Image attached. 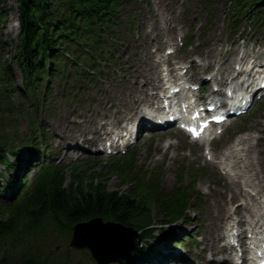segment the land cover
Wrapping results in <instances>:
<instances>
[{"label":"trees","instance_id":"16d2710c","mask_svg":"<svg viewBox=\"0 0 264 264\" xmlns=\"http://www.w3.org/2000/svg\"><path fill=\"white\" fill-rule=\"evenodd\" d=\"M119 1L16 0L20 34L10 64L19 68L26 93L37 105L48 92L47 78L70 81L69 67L76 69L82 63L93 74L98 62L106 61L108 29L121 15ZM233 3L234 17L249 16L264 28V0ZM11 9L6 0H0V111L12 97L22 96L14 85L10 64L2 61L8 44L4 28ZM7 125L9 130L0 132L2 163L7 161V153L14 152L11 143L17 140L15 128ZM135 155L131 151L109 167L129 184V191L109 190L105 175L98 174L97 183H86L81 174H75L76 168L66 184V168L42 166L33 181L12 192L11 201L0 203V264H74L62 247L75 223L96 216L133 226L143 235H149L146 227L156 214L168 222L185 217L192 187L164 191L159 174L145 182L132 171Z\"/></svg>","mask_w":264,"mask_h":264},{"label":"rangeland","instance_id":"374dc122","mask_svg":"<svg viewBox=\"0 0 264 264\" xmlns=\"http://www.w3.org/2000/svg\"><path fill=\"white\" fill-rule=\"evenodd\" d=\"M6 2L12 8V14L10 15L8 25L5 27V34L9 42L8 50L14 53L18 42L19 28L17 32L8 31V28L17 21L16 3L15 0H6ZM205 2L206 0H178L174 5L170 0H122V18L112 26V30L119 39L115 44L113 43L114 46L110 50L116 49L119 53L116 57L119 60H114L109 65L101 64L100 72L103 73V76L99 80L92 79L93 81H90L89 78H84L79 79L77 82L76 79V83L70 82L68 86L67 83L60 84L56 80L48 78L49 92L45 96L44 101L46 105L40 108L41 111L37 117L29 100L24 101L23 99L12 97L9 105L0 111V132L8 123L12 126L15 125L18 134L17 145H19L28 134L31 123L29 116L23 113L24 107H26L28 108V113L34 116V121L31 123L33 131L35 132L40 126L45 133L46 144L49 142L54 143L52 149L54 151L56 148H60V145L56 144V142L60 141L61 138L56 133H63L64 130L69 132L65 125L70 119H76L78 122L85 119L91 123L88 116L94 117L97 115L98 118L103 116H105V119L112 118L115 113L113 108L122 107V105L127 106V101L132 94V89L128 86L130 85L129 79L128 77L126 78L129 66L128 64H123L128 59L132 62L137 61L138 65L142 66V60L138 59L136 51L141 53L144 51L145 53L149 48H153L155 45L151 41L155 37H160V40L163 42H173L174 38L176 40V34H174L176 30L174 32V30L165 31L164 29V26H167L168 22H172L173 25H179L183 35H186L189 30V35L193 37V43L196 42V37L200 34L198 30L200 28L202 32V45L197 50V53H201L203 57H207V53L211 48L219 51L227 49L235 51L236 54L237 49L240 48L239 44L242 42L239 39L242 37L245 39L249 54L258 55L261 59L264 58V32L262 30H259L255 24L251 25L247 21L242 20L239 29L235 33L229 21L230 17H226L225 15L228 9L226 1L220 3V0H213L214 3L211 6H206ZM168 27H172V25L170 24ZM158 29H161L160 35ZM236 34L239 36V39H237V36L235 37ZM187 51L189 52L185 54L186 60L190 59L192 55L197 54H190V50ZM4 57L3 63L8 64L6 59H9V56L5 55ZM219 58L221 57L216 59L218 60ZM68 71L76 78L74 69L69 68ZM12 76L14 81L21 87L22 79L20 72L14 69ZM79 87L81 89L86 87V89L82 92ZM116 111H118V114L120 113V109ZM250 114H248V117L237 120L232 129L228 130L213 145L216 153L219 152L222 145L225 146L230 143L232 137L243 130L264 133V131H259V129H264V125L261 122V118L264 117V110L254 115ZM119 115L122 117V114ZM37 133L39 132L37 131ZM165 133L159 132L147 137V134H143L138 144L134 147L136 150L135 171L140 170L145 174V177H148V175H152L159 169L162 170L161 188L169 190L176 185L177 174L184 168V186L191 184L194 176L196 177L194 194L189 200V207L200 201L203 208H199L200 210L197 212L191 211L194 216H197L198 221L189 227H185L184 233L188 237H191V235L196 236L199 233V240H201V235L210 236L212 229L217 233H224V223L222 224L220 219L215 218V215H219L221 218L220 214L223 211L224 200L219 196L217 197L215 193L216 191L218 193L222 192V187H224L223 175L215 166L209 165L205 158L201 156L199 149L190 145L182 135L175 134L173 130ZM171 138L175 139V143L173 146L167 148V144ZM257 147L258 153L262 154V158L264 159V141L259 143ZM45 155L47 153L42 155L39 161L44 159L47 164L49 162H46L48 160H45ZM27 156L29 157V155H25L23 159ZM50 161L58 163L56 159ZM95 161L101 163L93 164L92 161L75 159L74 155H71L70 158H66L64 161H60L62 166L68 168L66 184L71 182V168L75 166L78 168L75 174L81 173L86 183H89L91 180L97 183L99 181L97 174L103 173L109 190L129 191L128 184H124L117 174L109 171L106 167H102L105 159ZM37 163L31 162L28 166H23L19 175L29 181L39 170ZM0 172H2L1 166ZM2 175L3 179L0 181V186H5L6 181L9 179V174L3 171ZM207 191L213 192V196L217 198L215 205H212L213 201L210 198L208 199L209 195L207 197L204 195ZM7 197H9L8 192L2 189L0 191V201ZM157 218L160 219L159 214L155 215V219ZM178 222L183 224L182 220ZM195 226L197 227L196 229H194ZM160 233L161 231H156L155 235H159ZM192 239L194 242L199 243L197 237H193ZM151 243L157 245L156 242ZM216 245H218V242ZM68 252L71 253L72 259L76 264L94 263L90 256L87 258L83 253L78 252V250H68Z\"/></svg>","mask_w":264,"mask_h":264},{"label":"bare ground","instance_id":"6f19581e","mask_svg":"<svg viewBox=\"0 0 264 264\" xmlns=\"http://www.w3.org/2000/svg\"><path fill=\"white\" fill-rule=\"evenodd\" d=\"M18 25L17 23H13L9 26L8 31L17 32ZM138 54V52H136ZM222 54V53H221ZM153 54L151 52H145V58L151 57ZM211 58V56H210ZM242 59V58H240ZM230 62L227 60L225 62L226 66H229ZM209 62L203 66V68L207 67ZM219 69V67H218ZM127 71L126 73H128ZM137 79H142L143 84L140 87L141 96L133 101V105L135 106L142 102L146 98V91L150 85V82L142 71L139 75L135 76ZM154 97V95H152ZM91 122L99 123V126H96L99 132L102 135H109L110 129L104 124L101 120L94 117H89ZM79 124L83 126V128L89 127L90 123L85 120H79ZM107 128L109 130H107ZM73 136H75L73 134ZM252 137L250 135H246L244 137L238 138L235 143V146H238L237 149L230 151L229 153H222L223 160L221 161L225 168V185L226 188L224 192L217 193L221 199L224 200L223 207L232 203L236 200L237 196H241L244 199V203H240L236 208L235 212L239 215V225L246 221V214L242 211H246L250 215L262 216L264 214V159L262 158V154L258 153V147L255 143H251ZM63 145L67 146L66 142H63ZM256 145V146H255ZM66 147L63 148L65 150ZM224 170V167H222ZM246 188H251L250 193ZM227 194H230V197L227 198ZM231 213L225 212L222 215L221 219H229ZM196 218L193 220H189L190 224L196 223ZM177 232H181L183 230V226L176 225ZM245 228L241 229L240 238L244 240ZM206 244L209 242L203 241ZM212 245V244H211ZM164 254L158 255L159 258H153L150 260V264H169L173 260V255L176 253L171 249L169 244L164 246ZM149 263V262H148Z\"/></svg>","mask_w":264,"mask_h":264},{"label":"water","instance_id":"95a60500","mask_svg":"<svg viewBox=\"0 0 264 264\" xmlns=\"http://www.w3.org/2000/svg\"><path fill=\"white\" fill-rule=\"evenodd\" d=\"M131 227L115 223H103L94 218L74 226L70 247L88 248L99 264H108L125 257L139 240Z\"/></svg>","mask_w":264,"mask_h":264}]
</instances>
